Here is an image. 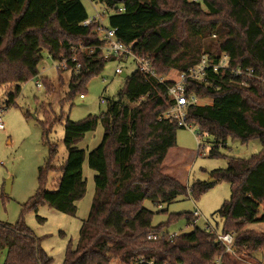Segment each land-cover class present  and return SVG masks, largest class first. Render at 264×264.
Returning a JSON list of instances; mask_svg holds the SVG:
<instances>
[{
    "label": "trees",
    "instance_id": "obj_1",
    "mask_svg": "<svg viewBox=\"0 0 264 264\" xmlns=\"http://www.w3.org/2000/svg\"><path fill=\"white\" fill-rule=\"evenodd\" d=\"M91 1L107 13L108 27L117 29L118 40L136 57L150 62L156 78L136 71L101 116L65 122L68 157L57 189L47 190L49 164L40 170L39 190L24 211L37 212L47 205L75 216L76 203L87 192L83 176L87 159L95 173V196L78 245L67 249L63 264L117 260L122 264H217L219 258L222 264H237L215 243V234L195 225L194 213L163 212V206L180 197L192 194L198 199L214 184L225 182L231 187V198L217 212L224 223L222 234L234 235L236 255H264V233L248 229L264 223V0ZM88 18L81 0H0V88L16 86L8 109L19 97L21 85L38 78L46 96L54 92L51 80L40 78L44 53L57 62L75 55L77 62L69 61L72 93L68 101L99 77L108 62L116 61L106 59L100 50L104 41L95 32L97 25L83 26ZM204 57L210 67L203 80L189 81L186 90L197 101L210 99L212 104L190 106L187 123L197 127L200 138H214L217 147L210 151L211 158L219 155L218 147L229 137L242 143L260 140L262 152L248 160L229 159L226 170L211 173L215 183L188 189L162 171L167 154L177 147L178 131L184 128L161 119L172 103L167 89L171 83L160 80L199 66ZM223 57L228 67L215 71ZM247 69L250 76L236 73ZM44 116L42 126L50 132L57 122L46 110ZM99 124L102 141L87 157L77 145ZM145 202L162 209L158 214L168 215L167 220L154 227L156 213L145 209ZM182 221L194 229L173 242L167 233L159 241H148L151 234H161ZM2 253L6 254L4 264L53 263L24 222L0 223Z\"/></svg>",
    "mask_w": 264,
    "mask_h": 264
},
{
    "label": "rangeland",
    "instance_id": "obj_2",
    "mask_svg": "<svg viewBox=\"0 0 264 264\" xmlns=\"http://www.w3.org/2000/svg\"><path fill=\"white\" fill-rule=\"evenodd\" d=\"M90 18L95 10L102 13L100 7L93 8L91 0H81ZM108 15H105L104 24ZM204 53V50H203ZM43 61L39 66L40 78L51 80L54 92L46 96L45 90L36 86V79L21 85V93L15 104L1 116L4 129L0 130V223L15 226L24 222L25 226L39 240L40 249L49 256L52 264H63L67 249H76L83 223L89 218L92 202L95 196V173L84 163L83 176L87 184V192L83 199L76 203L75 216L65 215L47 205L37 212H25L24 208L39 190L40 170L50 164L52 170L47 174V190L57 189V179L61 176V169L68 157V150L64 145L65 122H79L89 116H101L108 109L111 102L116 101L119 92L124 87L126 78L138 71L137 63L132 59L121 62H108L99 77L91 79L74 99L68 101L71 91L72 73L57 70L55 61L43 54ZM120 68L123 74L117 75ZM178 73L172 72L164 81L177 80ZM16 86L0 88V107L5 109L10 102V95ZM84 99H81V94ZM102 101H105L103 104ZM212 100L199 101L200 106L211 105ZM44 110L48 111L57 122L50 132L44 130ZM61 120V121H60ZM60 121V122H59ZM200 134L197 127L180 130L177 133V147L172 149L164 170L171 168L174 178L178 179L188 189L198 183L212 184L210 175L214 171L226 170L229 159L248 160L262 152L260 140L242 143L239 140L227 138L224 145L218 147V156L209 157L210 151L217 147L214 138H196ZM103 138V128L99 124L96 131L87 134L78 143L77 149L86 156L96 149ZM201 146V149L200 147ZM53 152L55 156L53 157ZM10 186V193H6V185ZM231 198V187L228 183L214 184L203 196L194 199L193 195L180 197L175 202L163 206V212L168 214L200 213L196 226L205 229L207 224L218 234H222L223 220L217 212L223 204ZM144 208L156 213L153 226L167 220L168 215L158 214V207L151 202H145ZM40 219L43 221L41 222ZM249 230L264 233V225H249ZM194 228L187 226L185 221L179 222L165 229L163 234H182L191 232ZM237 264H264V255L249 257L246 253L232 256ZM6 254L0 256V264H4ZM113 264H122L120 260Z\"/></svg>",
    "mask_w": 264,
    "mask_h": 264
},
{
    "label": "built area",
    "instance_id": "obj_3",
    "mask_svg": "<svg viewBox=\"0 0 264 264\" xmlns=\"http://www.w3.org/2000/svg\"><path fill=\"white\" fill-rule=\"evenodd\" d=\"M192 2H198L199 0H191ZM92 2V1H91ZM93 8L96 9V5L92 2ZM121 11V10H120ZM107 13L105 11H102V13L95 10V15L93 18H88L83 26L89 27L92 24H96V30L95 32L99 35V37L104 41V45L100 48L101 51H103L105 58H115L116 61L120 62V60H127L132 58L138 66V71L146 76H149L151 78H156V74L153 70L152 65L150 62L145 58H139L136 57L132 50L125 46L123 43H121L117 38V29L109 28L104 24L105 15ZM90 53L93 52V49H89ZM69 61L71 63H76L77 59L75 55L69 59L64 60L61 62L55 61V68L63 71H69ZM209 64L207 62V59L204 57L202 58V61L199 66L190 69L187 72L184 73H178L177 80H171L168 81L171 83V85L167 88L168 89V96L170 99V102L172 105L166 110L162 115L161 119H164L165 121H168L173 124H177L179 127L184 129H192V126L187 123V110L190 106L198 104V101L193 96L187 95L186 86L189 81H201L203 80V77L206 73V70L209 68ZM228 67V61L226 57L222 58L221 63L214 68L215 71H218L219 69H226ZM80 65L77 64L76 70H79ZM238 76H241L242 74L251 75L252 72L250 70H245L244 72L242 70L236 71ZM116 74L120 75L123 74L122 70L120 68H117ZM161 83H165L166 81L160 80ZM36 86L38 88H42V85L40 82L36 83ZM81 99H84V96H80ZM104 104L105 101H102ZM8 109L6 106L5 109L0 107V130L4 129V124L2 122L1 116L4 114V112ZM196 138H200L199 134L196 135ZM201 149V146H199ZM195 218H197V221L195 222V225L199 221L200 213L196 211L194 213ZM206 230H208L210 233H213L216 235L215 243L217 245H221L225 248V252L229 254L230 256H236L233 245H234V235L233 234H220L218 235L210 226L207 224ZM180 234H173L169 235V240L171 242L174 241ZM166 236V234L160 235V234H151L148 236V241H159L163 239ZM135 264H155L153 261L146 262H137ZM217 264H222L221 258L218 259Z\"/></svg>",
    "mask_w": 264,
    "mask_h": 264
},
{
    "label": "crops",
    "instance_id": "obj_4",
    "mask_svg": "<svg viewBox=\"0 0 264 264\" xmlns=\"http://www.w3.org/2000/svg\"><path fill=\"white\" fill-rule=\"evenodd\" d=\"M198 104H199V101H198ZM171 151H172V150H171ZM171 151H170V152H171ZM170 152L167 154V156H166V158H165V160H164V163H163V166H162V171H163L164 174H166V175L170 176L171 178H173V179L179 181L178 179H176V178H174L173 176H171V175H173V173H174V171H173L171 168H167L166 170H164V166H165V164H166V162H167V160H168V157H169ZM179 182H180V181H179ZM254 225H255V224H254ZM257 225H258V226H263L264 223H259V224H257ZM249 227H250V226H248V228H249Z\"/></svg>",
    "mask_w": 264,
    "mask_h": 264
},
{
    "label": "water",
    "instance_id": "obj_5",
    "mask_svg": "<svg viewBox=\"0 0 264 264\" xmlns=\"http://www.w3.org/2000/svg\"><path fill=\"white\" fill-rule=\"evenodd\" d=\"M124 78L126 77L125 74L122 75ZM211 183H215V180H212ZM6 193H10V186L7 184L6 185Z\"/></svg>",
    "mask_w": 264,
    "mask_h": 264
}]
</instances>
